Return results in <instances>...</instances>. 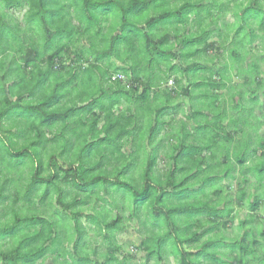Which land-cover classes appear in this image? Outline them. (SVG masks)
I'll use <instances>...</instances> for the list:
<instances>
[{
	"label": "clouds",
	"instance_id": "1",
	"mask_svg": "<svg viewBox=\"0 0 264 264\" xmlns=\"http://www.w3.org/2000/svg\"><path fill=\"white\" fill-rule=\"evenodd\" d=\"M0 264H264V0H0Z\"/></svg>",
	"mask_w": 264,
	"mask_h": 264
}]
</instances>
